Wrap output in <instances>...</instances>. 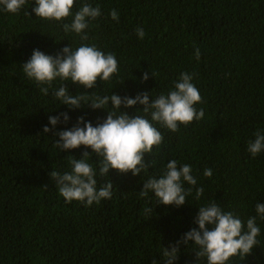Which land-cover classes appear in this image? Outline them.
Masks as SVG:
<instances>
[{"label":"trees","instance_id":"16d2710c","mask_svg":"<svg viewBox=\"0 0 264 264\" xmlns=\"http://www.w3.org/2000/svg\"><path fill=\"white\" fill-rule=\"evenodd\" d=\"M83 3L102 11L86 30L87 41L66 34L62 22L36 17L35 0H28L19 14L0 10V264H167L164 249L170 251L198 228L199 207L213 201L245 226L256 216L261 229L260 245L228 264H264V220L256 212L257 203H264V151L255 158L247 151L255 132H264V0H75L73 12ZM112 9L118 21L111 18ZM138 27L146 33L143 39ZM84 43L116 56L119 72L110 81L85 89L57 79L44 95L40 87L47 85L37 86L23 73L34 49L56 55L65 46ZM183 72L195 73L192 82L204 101L195 107L205 115L177 132L153 122L164 140L145 154L148 168L139 175L112 169L100 176L99 158L90 147L55 146L57 133L75 126L78 117L96 126L112 110L111 101L108 110L61 104L52 93L62 84L73 95L135 98L148 92L153 101L173 90ZM143 107L138 103L121 111L143 115ZM61 113L70 119L64 122ZM50 116H60V123L51 125ZM85 151L96 167L97 189L113 184L112 198L91 206L67 202L50 176L53 170L70 172L69 160L83 158ZM173 159L192 166L195 187L204 188L201 198H194L195 187L186 182L193 194L183 206L156 202L151 192L141 198L144 182L159 178ZM206 168L212 177L204 175ZM192 243L179 244L174 264H207L206 258L198 260Z\"/></svg>","mask_w":264,"mask_h":264},{"label":"clouds","instance_id":"9594fccd","mask_svg":"<svg viewBox=\"0 0 264 264\" xmlns=\"http://www.w3.org/2000/svg\"><path fill=\"white\" fill-rule=\"evenodd\" d=\"M28 0H0V10L19 14ZM75 0H35L32 12L44 20L62 22L64 32L77 34L82 41L88 40L87 29L92 21L101 16L99 5L83 3L78 11L73 12ZM25 15H31L25 11ZM113 20H119V13L112 9L110 12ZM72 17L71 23H63L66 18ZM137 35L143 39L146 35L143 28L136 29ZM57 42H59L57 40ZM195 57L200 58V50L196 49ZM23 73L35 81L44 95L49 94L53 88V82L71 81L85 89H94L98 82L110 81L119 72V63L112 53H105L96 45L81 44L78 48L65 46L56 55H48L39 49H34L30 59L22 65ZM155 76V73H153ZM195 73L183 72L175 82L174 89L167 94L156 96L150 101L149 93H138L135 98L112 93L110 96L99 95H73L68 86L62 84L53 91V95L61 104H67L76 109L84 105L92 109H107L111 101L112 110H108L107 118L96 126L91 121H85L84 117H78L77 124L71 129L57 133L60 137L55 146L61 150L79 148L81 145L90 147L99 158V175H108L115 169L121 174L131 172L139 175L148 168L144 156L151 154L154 146L159 148L164 137L153 122L172 132L179 131L180 125L187 126L193 121L203 119L204 109H197L195 105L202 104L203 98L196 85L192 82ZM145 72L143 79H148ZM122 81L121 83H123ZM90 101V102H89ZM141 104L143 115H129L121 111V107L129 108ZM139 110V109H137ZM64 122L70 117L68 113H61ZM151 117V119L148 118ZM49 122L55 126L60 123V116H50ZM83 125V127L81 126ZM44 133L51 129L45 125ZM255 140H250L247 151L255 158L264 151V132L259 129L255 132ZM90 153L85 151L83 158L75 157L69 160L70 172L53 170L50 173L58 186L59 193L67 202L78 200L91 206L94 202L99 204L102 199L112 198L113 184L111 182L97 189L96 167L89 162ZM206 177H212L211 168L204 170ZM195 187L197 178L192 175L190 164H179L175 159L166 164V170L162 175L152 176L144 182L139 195L146 198L149 193H154L156 202L165 205L183 206L188 202L187 197L192 196L193 187L185 188L184 183ZM47 188V186H43ZM204 193V188L195 187V199L199 200ZM145 213H151V208H146ZM256 212L261 220H264V203H257ZM257 217H249L245 222L232 211H225L215 201L199 207L195 218L197 227L186 232L181 240L171 247L164 249L163 254L167 264H174L178 260L179 244H194L198 251V260L206 258L207 264H228L233 256L242 259L250 255L255 246L260 245L257 237L261 233L257 225ZM209 225L213 227L209 229ZM157 264V261H153Z\"/></svg>","mask_w":264,"mask_h":264}]
</instances>
